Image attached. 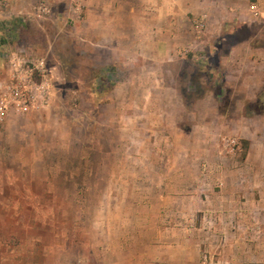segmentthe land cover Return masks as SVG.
I'll use <instances>...</instances> for the list:
<instances>
[{"label":"rangeland","instance_id":"rangeland-1","mask_svg":"<svg viewBox=\"0 0 264 264\" xmlns=\"http://www.w3.org/2000/svg\"><path fill=\"white\" fill-rule=\"evenodd\" d=\"M11 3L0 55L44 57L54 97L0 123V264H264V20L108 50Z\"/></svg>","mask_w":264,"mask_h":264},{"label":"crops","instance_id":"crops-1","mask_svg":"<svg viewBox=\"0 0 264 264\" xmlns=\"http://www.w3.org/2000/svg\"><path fill=\"white\" fill-rule=\"evenodd\" d=\"M55 2L60 3L63 8L60 14L62 23L57 27L59 30L62 27L68 30L62 33V39L95 48L110 45V48L106 47L108 50H115L114 45L118 44L177 43L180 38L186 39L191 36L188 28L191 30V38H199L194 34V28H198L199 24L206 28L209 38L223 28L236 26L235 29L238 30L250 26L253 22L255 24L264 20V0H55ZM17 6L18 3L13 4V8ZM50 70L53 78V68L50 67ZM262 144L263 150H254V172L261 171L260 165L264 166V139ZM251 161L252 153L248 152L247 167L253 165ZM10 172V169H7V173L0 170V189L12 187L13 181H17L15 177H10ZM7 201L0 196V204ZM255 204L254 201V210ZM214 264L222 263L218 261Z\"/></svg>","mask_w":264,"mask_h":264},{"label":"built area","instance_id":"built-area-1","mask_svg":"<svg viewBox=\"0 0 264 264\" xmlns=\"http://www.w3.org/2000/svg\"><path fill=\"white\" fill-rule=\"evenodd\" d=\"M11 1L0 0V17H4ZM37 11L50 14L44 4ZM0 57L4 67V76L0 79V123L11 115L48 109L54 94L51 70L45 58L35 57L23 47H8Z\"/></svg>","mask_w":264,"mask_h":264}]
</instances>
